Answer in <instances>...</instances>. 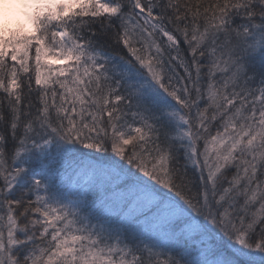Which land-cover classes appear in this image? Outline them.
I'll return each instance as SVG.
<instances>
[{
    "label": "snow or ice",
    "instance_id": "6c2138e0",
    "mask_svg": "<svg viewBox=\"0 0 264 264\" xmlns=\"http://www.w3.org/2000/svg\"><path fill=\"white\" fill-rule=\"evenodd\" d=\"M18 2L0 264H264V0Z\"/></svg>",
    "mask_w": 264,
    "mask_h": 264
},
{
    "label": "clouds",
    "instance_id": "9594fccd",
    "mask_svg": "<svg viewBox=\"0 0 264 264\" xmlns=\"http://www.w3.org/2000/svg\"><path fill=\"white\" fill-rule=\"evenodd\" d=\"M20 7L18 0H0V27L7 30L8 27L13 26L19 19Z\"/></svg>",
    "mask_w": 264,
    "mask_h": 264
}]
</instances>
